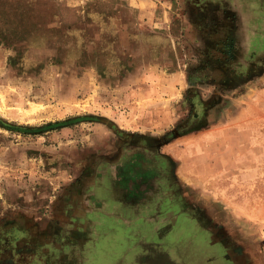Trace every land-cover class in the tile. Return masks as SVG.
Wrapping results in <instances>:
<instances>
[{"label":"rangeland","instance_id":"1","mask_svg":"<svg viewBox=\"0 0 264 264\" xmlns=\"http://www.w3.org/2000/svg\"><path fill=\"white\" fill-rule=\"evenodd\" d=\"M195 2L0 0V117L31 128L0 126V264L196 263L183 238L202 233H184L172 213L167 230L145 223L147 204L132 211L128 190L103 171L118 142L165 134L185 198L242 248L246 264H264V75L221 97L200 128L171 134L191 115L188 77L208 56ZM226 6L239 20L244 7L246 54L263 57L264 41L252 35L264 34V0ZM72 117L81 119L32 129ZM71 216L61 236L58 223L71 225ZM16 225L32 229V240L20 241Z\"/></svg>","mask_w":264,"mask_h":264},{"label":"flooded vegetation","instance_id":"2","mask_svg":"<svg viewBox=\"0 0 264 264\" xmlns=\"http://www.w3.org/2000/svg\"><path fill=\"white\" fill-rule=\"evenodd\" d=\"M211 1H213L214 8L208 7L212 3ZM227 1L197 0L195 2V6L199 10V19L206 23L205 31L210 34V39L202 40L203 44L206 40L208 56L199 57L195 68L188 77L190 85L187 93L188 100L194 103L191 106V115L179 123L171 134L180 135L185 129H189L187 132H191L200 128L204 124L205 111L212 109L221 100V97L228 96L231 92L241 89L264 75V56L262 57L257 51L246 54L251 37L248 36L247 26H244V7L241 9V19L239 20L234 14H228ZM205 14L209 17L208 23L204 19ZM253 37L264 41V34L259 31L255 32ZM245 54L246 57H244ZM203 87L208 88L207 96L203 95ZM169 135L165 134L156 139L147 135H139L135 136L128 144L123 141L118 142L117 150L114 152V157L115 155L117 157L112 159L110 166L103 171L109 174L114 173L118 191L122 188L128 190L127 193L132 200V211L135 210L136 205L138 206V200L147 204L151 218H142L146 219L145 223L152 225L155 221L162 231L167 230L165 228L174 221L170 216L172 213L176 215L177 219L179 218L178 226H176L184 233H188V231L202 233V238L195 240L201 242H198L201 249H197L198 243L195 244L193 239L186 237L187 235L183 238L190 247L189 255L193 256L197 262L202 259L204 263L205 258L203 257L207 251L214 250L212 248L217 250L220 247L214 258L208 262L209 264H246L242 248L226 235L217 222L200 217L199 206L185 198L175 176L174 162L162 150L171 142ZM144 165L147 168H144ZM131 170L132 176H129ZM107 192L114 193L111 189H108ZM116 201L124 202L120 199ZM69 205L66 203L67 210ZM70 220L72 221L71 225L62 220L59 221L61 236L65 226L74 227L72 216ZM49 226L50 224L44 226V229L50 231L51 227ZM17 229L22 233L18 238L20 241L32 240V229L20 226H17ZM216 230H218L219 236L217 240L213 241ZM59 232H56V236ZM52 243L50 242V244ZM201 252L202 257L200 258Z\"/></svg>","mask_w":264,"mask_h":264},{"label":"trees","instance_id":"3","mask_svg":"<svg viewBox=\"0 0 264 264\" xmlns=\"http://www.w3.org/2000/svg\"><path fill=\"white\" fill-rule=\"evenodd\" d=\"M80 119H81V117H72V118H69V119H66V120H59V121H55V122H49V123L45 124L44 126H40V127L32 128V129H36V131H39L42 128H44V129H58V128H61V127H64V126H68L70 123H72L74 121H77V120H80ZM0 126L4 127V128H7V129H10V130H20V131H23V132H28V130L31 129V128L27 127V126H19V125H15V124L9 123L6 120L2 119L1 117H0ZM190 257L192 259H194L193 256H190ZM191 258H189V259L192 261ZM196 263H198V262L196 261ZM196 263L193 262V264H196Z\"/></svg>","mask_w":264,"mask_h":264}]
</instances>
